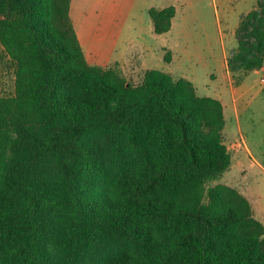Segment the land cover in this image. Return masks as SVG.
<instances>
[{"label": "trees", "instance_id": "obj_1", "mask_svg": "<svg viewBox=\"0 0 264 264\" xmlns=\"http://www.w3.org/2000/svg\"><path fill=\"white\" fill-rule=\"evenodd\" d=\"M70 4L0 0L16 76L0 96V264H264L249 200L206 189L232 164L222 102L160 69L133 85L91 65ZM149 15L165 33L176 7ZM236 39L230 70L259 69L264 0Z\"/></svg>", "mask_w": 264, "mask_h": 264}, {"label": "rangeland", "instance_id": "obj_2", "mask_svg": "<svg viewBox=\"0 0 264 264\" xmlns=\"http://www.w3.org/2000/svg\"><path fill=\"white\" fill-rule=\"evenodd\" d=\"M256 2L72 0L70 14L91 64L113 71L126 84L133 85L142 81L147 69L173 71L175 79L189 78L193 73L197 94L222 102L225 117L222 135L232 164L208 181L206 189L218 184L235 188L251 203L253 216L264 223V63L249 72L233 73L228 66V58L237 44L233 31L241 13H248ZM167 5L178 9L174 27L168 33L158 34L149 8ZM174 41L177 42L175 59L172 61L171 53L168 62L164 57ZM223 47L229 50L227 65L224 68L221 64L219 68L216 58L220 57ZM136 49L147 50L142 62L134 59L122 65ZM212 67L219 68L216 77L210 74ZM15 80L14 64L0 42V96L14 95Z\"/></svg>", "mask_w": 264, "mask_h": 264}, {"label": "crops", "instance_id": "obj_3", "mask_svg": "<svg viewBox=\"0 0 264 264\" xmlns=\"http://www.w3.org/2000/svg\"><path fill=\"white\" fill-rule=\"evenodd\" d=\"M71 3H72V0H71ZM257 3V2H256ZM167 6H170V5H167ZM167 6H164V7H156V8H165V7H167ZM254 6V5H253ZM256 6V5H255ZM254 6V7H255ZM153 7H155V6H153ZM254 7H252V9L254 8ZM151 8V7H150ZM149 8V9H150ZM70 10H71V4H70ZM251 10V9H250ZM249 10V11H250ZM177 12H178V9H177V7H176V15H177ZM248 12V11H247ZM244 14V12H242L241 13V15H240V18H241V16ZM175 15V16H176ZM175 16L173 17V19H172V26H171V29L169 30V31H167V32H165V33H168V32H170L172 29H173V27H174V19H175ZM70 17H71V14H70ZM71 19H72V22H73V24L75 23L74 22V20H73V18L71 17ZM238 24H239V21H238V23H237V26H236V28L234 29V31H233V34H234V36H235V33H236V29H237V27H238ZM153 25H154V23H153ZM77 31V30H76ZM154 31H155V29H154ZM158 34H160V33H158ZM161 34H163V33H161ZM77 36H78V39H79V42H80V44H81V46H82V49H83V52H84V55H85V57H86V60L88 61V59H87V55H86V49H85V47L83 46V41L81 40V37L79 36V34L77 33ZM236 37V36H235ZM176 44H177V42L176 41H174V43H172V45L171 46H169L167 49V51H171V53H172V55H173V59H172V61L175 59V55H174V47L176 46ZM130 45H131V43H130ZM237 46V44L236 45H234V47L233 48H235ZM166 48V47H165ZM232 48V49H233ZM147 50H150L149 48H146ZM143 50V51H140V50H133V54L128 58V60L127 61H125V63H123L122 65H124V64H128V63H132V61L134 60V59H136V61H138V62H142V56H144V55H146V51L147 50ZM228 53H229V50H227L225 47H223V49H222V52H221V55H220V57L219 58H216V64L218 65V67L220 68V66H221V64L223 65V67L225 68L226 67V65H227V58H228ZM88 63H90L89 61H88ZM91 64V63H90ZM204 64H206V62L204 63ZM91 65H95V64H91ZM97 66H99V65H97ZM219 68H216V69H214V67H212L211 69H210V74H211V76L212 77H216L217 76V74H216V70H218ZM168 73H170V74H174V72L173 71H170V72H168ZM174 77H175V75H173ZM191 77H189V78H187V77H185V78H187V79H189V80H191L192 82H193V73H192V75H190ZM182 77H184V76H182ZM194 83V82H193Z\"/></svg>", "mask_w": 264, "mask_h": 264}, {"label": "built area", "instance_id": "obj_4", "mask_svg": "<svg viewBox=\"0 0 264 264\" xmlns=\"http://www.w3.org/2000/svg\"><path fill=\"white\" fill-rule=\"evenodd\" d=\"M263 75H262V81H264V67L262 68Z\"/></svg>", "mask_w": 264, "mask_h": 264}]
</instances>
